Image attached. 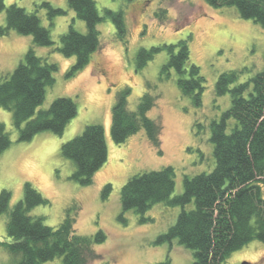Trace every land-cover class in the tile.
Segmentation results:
<instances>
[{
  "label": "rangeland",
  "instance_id": "rangeland-1",
  "mask_svg": "<svg viewBox=\"0 0 264 264\" xmlns=\"http://www.w3.org/2000/svg\"><path fill=\"white\" fill-rule=\"evenodd\" d=\"M29 12L36 11L40 23L49 29L53 44L39 46L30 35L14 30L0 33V78L7 77L32 47L37 56L56 63L54 83L46 88L45 97L34 115L45 110L57 97H70L77 106L75 116L61 135L45 130L28 141H18L12 125L11 111L0 107V122L5 125L11 143L0 154V191L7 189L11 198L0 215V240L9 241L5 225L12 207L23 197V185L29 182L47 200L31 208L28 214L42 217L43 222L56 227L69 212L74 218L76 233L92 237L102 230L106 238L92 244L95 257L86 264H156L166 256L170 264H192L191 250L171 242L156 243L157 237L174 224L180 206L154 204L143 214L132 210L121 214L119 191L127 179L140 172L170 165L174 169V190L182 192L184 175L210 172L215 160L210 142V123L219 120L230 105L229 94L215 95L218 75L238 71V82L250 79L264 67V27L241 18L230 6L212 7L205 0H94L103 19L97 24L99 48L88 64L74 76L67 72L75 61L55 48L60 35L69 25L81 33L85 23L68 7L67 0H3ZM47 1L64 9L65 14L48 19L40 7ZM105 9L121 12L124 34L119 35ZM5 25V13L0 12V27ZM189 38V61L195 64L205 79L201 105L192 104L177 87L174 70L161 74L168 59L166 49L157 52L141 68L136 55L141 48L176 44ZM130 90L127 107L134 110L139 97L148 91L156 96L148 116L161 125L159 148L153 146L143 130L116 144L110 135L112 106L116 94ZM86 124H101L104 128L107 158L93 174L89 185L71 178L75 166L60 153L62 143L80 134ZM161 150V153L158 152ZM106 184L111 190L106 196ZM192 207L191 205L186 208ZM141 217L147 220L141 221ZM5 248L0 247V264H12ZM226 264H264V242L252 240L230 253ZM41 264H62L61 257Z\"/></svg>",
  "mask_w": 264,
  "mask_h": 264
},
{
  "label": "trees",
  "instance_id": "trees-1",
  "mask_svg": "<svg viewBox=\"0 0 264 264\" xmlns=\"http://www.w3.org/2000/svg\"><path fill=\"white\" fill-rule=\"evenodd\" d=\"M212 7H234L241 18L250 19L264 27V0H205ZM68 7L86 25L81 33L69 25L60 35L55 48L64 56H74L75 61L67 72L74 76L84 68L91 55L99 48L97 24L103 19L94 0H67ZM40 7L49 20L65 14L64 9L47 1ZM5 13V25L0 33L14 30L30 35L32 43L51 46L49 29L41 25L36 11L29 12L15 3L6 5L0 0V12ZM114 22L118 34H124L121 12L105 9ZM189 38L176 44L141 48L137 55V68L141 69L153 56L166 49L167 61L161 74L169 76L174 70L177 87L182 95L190 98L195 106L201 105L205 79L200 68L189 61ZM57 64L37 56L30 47L23 60L4 78H0V107L12 114V125L18 141H28L41 131L61 135L66 124L77 111L70 97H57L45 110L34 115L35 109L45 97L46 88L54 83ZM238 71H226L218 75L215 95L228 93L230 105L219 120L210 123V142L213 146L215 165L210 172L193 176L184 175L182 192L171 196L175 182L174 169L167 165L157 170L144 171L130 176L121 186L119 199L121 214L132 210L143 214L154 204L180 206V211L166 232L156 243L171 242L191 250L192 264H226L230 253L252 240L264 242V67L244 82H238ZM128 88L116 94L112 106L110 135L116 144L143 130L149 142L159 148L161 125L147 114L157 97L145 91L136 108L127 107ZM11 143L5 125L0 122V154ZM161 153V150L158 149ZM63 157L72 161L75 170L71 178L81 185H89L93 174L107 158L104 128L101 124H86L82 132L60 146ZM111 190L106 184L102 196ZM11 194L0 191V215L7 210ZM47 200L31 183L23 185V197L10 210L5 225L9 241H1L0 247L12 257V264H41L62 258V264H86L95 257L92 244L101 243L106 235L102 230L89 237L74 230V218L69 212L56 226H48L42 217L28 214L34 206ZM192 207L186 208L191 205ZM147 220L141 217V221ZM156 264H170L168 255Z\"/></svg>",
  "mask_w": 264,
  "mask_h": 264
},
{
  "label": "water",
  "instance_id": "water-1",
  "mask_svg": "<svg viewBox=\"0 0 264 264\" xmlns=\"http://www.w3.org/2000/svg\"><path fill=\"white\" fill-rule=\"evenodd\" d=\"M245 264H248V263H245Z\"/></svg>",
  "mask_w": 264,
  "mask_h": 264
}]
</instances>
